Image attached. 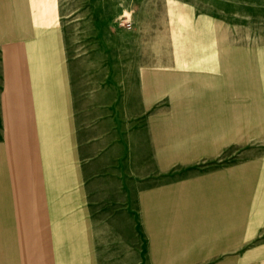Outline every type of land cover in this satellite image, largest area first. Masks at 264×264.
Instances as JSON below:
<instances>
[{
	"label": "crops",
	"instance_id": "obj_1",
	"mask_svg": "<svg viewBox=\"0 0 264 264\" xmlns=\"http://www.w3.org/2000/svg\"><path fill=\"white\" fill-rule=\"evenodd\" d=\"M64 17L61 0H0V189L32 167L52 191L5 200L0 264H264V182L188 168L174 179L150 130L147 167L114 166L125 111L139 120L158 102L156 75L139 76L131 102L94 90Z\"/></svg>",
	"mask_w": 264,
	"mask_h": 264
},
{
	"label": "rangeland",
	"instance_id": "obj_2",
	"mask_svg": "<svg viewBox=\"0 0 264 264\" xmlns=\"http://www.w3.org/2000/svg\"><path fill=\"white\" fill-rule=\"evenodd\" d=\"M61 3L69 52L83 60L79 69L94 90L120 87L131 102L139 76L156 75L158 102L139 120L125 111V159L114 166L144 170L150 130L158 155L171 154L160 161L172 165L174 179L188 168L226 182H264V0ZM48 179L32 167L10 176L9 189H0V214L6 199L52 197L43 189ZM67 185L61 175V197Z\"/></svg>",
	"mask_w": 264,
	"mask_h": 264
}]
</instances>
